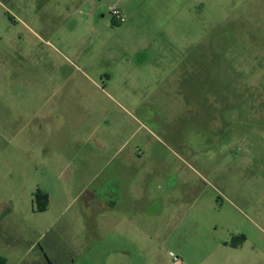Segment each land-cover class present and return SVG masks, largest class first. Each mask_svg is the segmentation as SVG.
<instances>
[{
    "label": "rangeland",
    "instance_id": "obj_1",
    "mask_svg": "<svg viewBox=\"0 0 264 264\" xmlns=\"http://www.w3.org/2000/svg\"><path fill=\"white\" fill-rule=\"evenodd\" d=\"M93 1L0 0V264L119 191L148 216L128 264H264V0Z\"/></svg>",
    "mask_w": 264,
    "mask_h": 264
},
{
    "label": "crops",
    "instance_id": "obj_2",
    "mask_svg": "<svg viewBox=\"0 0 264 264\" xmlns=\"http://www.w3.org/2000/svg\"><path fill=\"white\" fill-rule=\"evenodd\" d=\"M85 1L91 5V15H94V1ZM138 2L139 0H119L116 5L125 15L124 23L127 25L140 11L137 6ZM74 6L78 7V4ZM76 13L79 14V10ZM44 194L49 198L48 193ZM116 194L117 192L106 198L90 194L80 202L78 218L74 220L76 232L72 237V247L66 252L61 249L60 232L53 231L59 219L53 218L47 232L37 237L38 243H42L40 250L45 261L49 264H88L85 263L86 252H90L95 244H99L102 249L101 253L105 256V262L102 264H128L126 256L129 255V250L137 247L132 239L141 238L144 235L142 224L143 221L148 220V216L144 218L136 213H127L128 201L120 198V191L119 197H116ZM80 196L81 194L78 193L76 200ZM47 207L48 204L41 212H45ZM147 234L148 232L145 235Z\"/></svg>",
    "mask_w": 264,
    "mask_h": 264
},
{
    "label": "built area",
    "instance_id": "obj_3",
    "mask_svg": "<svg viewBox=\"0 0 264 264\" xmlns=\"http://www.w3.org/2000/svg\"><path fill=\"white\" fill-rule=\"evenodd\" d=\"M109 15L112 18V20L117 24H123L126 20V17L123 14V12L118 7L115 6L110 8ZM56 264H60V263H56Z\"/></svg>",
    "mask_w": 264,
    "mask_h": 264
},
{
    "label": "trees",
    "instance_id": "obj_4",
    "mask_svg": "<svg viewBox=\"0 0 264 264\" xmlns=\"http://www.w3.org/2000/svg\"><path fill=\"white\" fill-rule=\"evenodd\" d=\"M113 24L114 25H120V24L115 23L114 21H113ZM35 198H36V202L40 203L39 204V210L40 211L44 210L45 207H46V203H47V196H46V194L38 191L35 194ZM238 238L242 239V237H238ZM232 246H237V245L234 244Z\"/></svg>",
    "mask_w": 264,
    "mask_h": 264
},
{
    "label": "flooded vegetation",
    "instance_id": "obj_5",
    "mask_svg": "<svg viewBox=\"0 0 264 264\" xmlns=\"http://www.w3.org/2000/svg\"><path fill=\"white\" fill-rule=\"evenodd\" d=\"M252 71V70H251ZM261 81H260V84H261V90H260V93L261 94H263L264 95V70H263V72H262V76H261ZM264 104V102L262 103V104H260V105H263Z\"/></svg>",
    "mask_w": 264,
    "mask_h": 264
}]
</instances>
